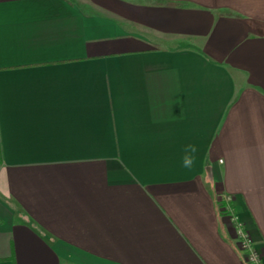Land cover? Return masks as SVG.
<instances>
[{
	"label": "crops",
	"instance_id": "obj_1",
	"mask_svg": "<svg viewBox=\"0 0 264 264\" xmlns=\"http://www.w3.org/2000/svg\"><path fill=\"white\" fill-rule=\"evenodd\" d=\"M232 213L264 263V0H0V264H249Z\"/></svg>",
	"mask_w": 264,
	"mask_h": 264
},
{
	"label": "built area",
	"instance_id": "obj_2",
	"mask_svg": "<svg viewBox=\"0 0 264 264\" xmlns=\"http://www.w3.org/2000/svg\"><path fill=\"white\" fill-rule=\"evenodd\" d=\"M227 209H231V207L229 206ZM228 212L230 211L228 210ZM230 218H231L232 223L235 226L236 235L239 239L240 246L245 253V258L248 261V263L249 264H264L263 258L258 248L255 246L250 235L243 228L240 218L233 213L231 214Z\"/></svg>",
	"mask_w": 264,
	"mask_h": 264
}]
</instances>
